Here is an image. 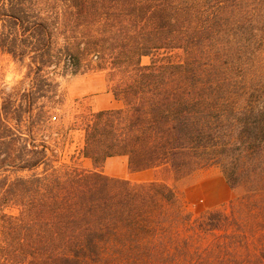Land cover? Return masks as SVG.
I'll use <instances>...</instances> for the list:
<instances>
[{
    "label": "trees",
    "instance_id": "obj_1",
    "mask_svg": "<svg viewBox=\"0 0 264 264\" xmlns=\"http://www.w3.org/2000/svg\"><path fill=\"white\" fill-rule=\"evenodd\" d=\"M0 54L25 69L0 86V264H264L258 190L192 215L162 181L101 170L264 175V0H0ZM90 71L121 107L73 116L84 168L52 135L58 79Z\"/></svg>",
    "mask_w": 264,
    "mask_h": 264
},
{
    "label": "rangeland",
    "instance_id": "obj_2",
    "mask_svg": "<svg viewBox=\"0 0 264 264\" xmlns=\"http://www.w3.org/2000/svg\"><path fill=\"white\" fill-rule=\"evenodd\" d=\"M259 61L260 65L250 70V76L254 77L253 81L257 85L264 84V55L259 57ZM140 62L146 65L150 62V58L142 57ZM24 73V67L13 63L8 56L0 54V86H13L23 78ZM58 80L64 93V103L58 111V119L54 121L55 128L52 135L55 139L54 151L61 161L68 163L74 160L80 166L90 168L89 160L79 157L82 132L68 128L74 115L93 110L94 107L100 109L110 107L112 95L108 91L103 72L90 71ZM108 161L106 172L109 174L118 175L121 165L123 163L127 165L126 158L121 156L113 157ZM101 170L105 172L104 164ZM148 173L152 176H130V181L146 182L148 178H152L164 182L180 194L186 211L192 215L217 207H227L230 202L235 204L246 197L249 198L255 190L258 192L254 195L262 199L260 206L264 209V175L257 177L254 182L251 180V182H243L236 188L230 189L215 165L196 170L179 179L162 170H152Z\"/></svg>",
    "mask_w": 264,
    "mask_h": 264
},
{
    "label": "crops",
    "instance_id": "obj_3",
    "mask_svg": "<svg viewBox=\"0 0 264 264\" xmlns=\"http://www.w3.org/2000/svg\"><path fill=\"white\" fill-rule=\"evenodd\" d=\"M120 107H121V103L119 101H116V100L112 99L111 106L107 107V108H104V109L120 108ZM98 110H103V109L95 108V107L93 108V111H98ZM121 157H123V156H121ZM111 158H113V157H110V158L106 159V161L104 162V170H105V172H103L104 174H106V175H108L110 177L126 179V180L130 181V176H152V175H150L148 173V172L152 171V169L139 171V172H129L128 169H127V165H125L124 163L120 167V174H118V175L117 174H109L106 171H107V165L109 164L108 160L111 159ZM85 160H87V159H85ZM151 180H152V178H148V181H146V182H149Z\"/></svg>",
    "mask_w": 264,
    "mask_h": 264
}]
</instances>
